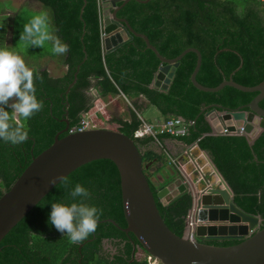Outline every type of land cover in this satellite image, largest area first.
Instances as JSON below:
<instances>
[{"label": "trees", "instance_id": "1", "mask_svg": "<svg viewBox=\"0 0 264 264\" xmlns=\"http://www.w3.org/2000/svg\"><path fill=\"white\" fill-rule=\"evenodd\" d=\"M34 1L52 9L53 30L69 45L67 54L57 56L52 50L45 51L39 61L48 56L57 58L67 71L55 78L48 69L30 67L37 77V96L44 107L30 120L23 121L29 137L24 143L12 145L0 141V199L33 160L55 143L57 135L67 128L66 119L73 129L90 114L100 128L119 131L135 141L142 152L145 173L160 213L179 237L189 239L195 234L201 243L220 247L243 242L198 237L190 219L195 209L193 193L186 192L169 205L159 199L162 188L173 182L175 176L182 177L171 165L174 157L155 149L170 140L188 147L198 145L209 153L234 191V203L244 213L261 217L264 228V132L251 144L247 135L215 134L207 117L217 106L221 112L237 111L249 105L259 93H244L232 87L219 93L198 90L192 82L198 64L196 53H189L181 61L168 91L153 87L163 63L148 49L144 39L134 37L118 50L106 53L103 8L99 0ZM119 17L149 37L169 60L190 48L198 49L203 55V64L197 80L205 87H218L231 78L247 87L264 83V5L256 0H151L147 4L133 0L121 10ZM31 19L22 21L17 16L13 20V46L24 24ZM6 34L5 26L3 38ZM3 38L1 45H5ZM117 96H125L129 101L146 98L165 118L163 122L182 118L192 124L188 134L175 137L164 133L157 138H137L144 121L137 113L141 106L135 103L129 120L114 119V123L106 124L109 118H104L95 104ZM260 105L264 109V101ZM243 111L250 112V109ZM154 166L158 167L156 175L164 174L165 180L159 185L150 173ZM76 183L90 189L86 202L101 208L103 214L96 231L85 241L73 244L67 235L49 224V214L52 203L71 202L70 191ZM119 227H128L120 172L110 160L96 161L56 186L4 238L0 243V264H149L148 253L138 239ZM107 242L112 248H108ZM139 251L144 252V257L138 256Z\"/></svg>", "mask_w": 264, "mask_h": 264}, {"label": "water", "instance_id": "2", "mask_svg": "<svg viewBox=\"0 0 264 264\" xmlns=\"http://www.w3.org/2000/svg\"><path fill=\"white\" fill-rule=\"evenodd\" d=\"M133 0H102L103 32L106 53H112L131 41L134 37L145 40L163 65L159 69L153 87L168 91L175 78L181 61L189 53L198 56L197 68L192 76L194 86L203 92L219 93L226 87L235 88L244 93H259L247 106L237 111H219L215 107L207 117L223 134L244 128L251 144L262 135L252 134L251 123L256 117L264 121V83L247 87L236 83L232 78L218 87L208 88L201 85L198 74L203 64V55L196 48H190L173 60L165 58L151 43L149 37L138 33L128 20L119 17L121 10ZM149 3L151 0H135ZM74 82L68 92L75 85ZM249 108V111H243ZM223 109V108H222ZM69 116V113H66ZM67 128L59 133L55 143L40 156L36 157L24 171L10 191L0 199V243L4 238L46 198L49 193L83 166L110 160L118 168L121 176L123 202L127 228H120L127 234H133L149 255L161 264H264V228L261 217L244 213L234 203V191L218 170L210 154L207 156L226 189L207 187V183L186 184L182 177L175 176L173 182L162 188L158 197L164 205H169L181 195L193 193L195 207L198 210L196 220L200 223L197 235L207 240L237 239L242 243L220 247L201 243L196 239H184L176 235L166 224L157 205L148 175L145 173L143 155L135 141L125 134L109 129H93L76 134H68ZM67 134L64 138L61 135ZM185 157L189 159L188 154ZM182 164H186L181 160ZM55 183H50V181ZM197 180V179H195ZM111 223L118 226L114 221Z\"/></svg>", "mask_w": 264, "mask_h": 264}, {"label": "clouds", "instance_id": "3", "mask_svg": "<svg viewBox=\"0 0 264 264\" xmlns=\"http://www.w3.org/2000/svg\"><path fill=\"white\" fill-rule=\"evenodd\" d=\"M20 39L27 40L30 46L43 48L46 42L50 43L52 53L57 56L65 55L69 51V45L62 42L61 38L51 28L46 12L33 16L28 23L24 24ZM36 79L37 77L32 68L26 64L25 59L12 46L0 45V141L17 145L24 143L29 138L23 121L30 120L44 107V102L37 96ZM8 109L11 110V113ZM92 116L94 118V115ZM208 163L211 164L209 158ZM211 166L215 171L212 164ZM180 174L182 175L181 172ZM182 178L186 184H189L185 181L183 175ZM216 181L217 178L214 182ZM50 183L54 184L55 181H50ZM193 183L200 184L196 180L191 184ZM212 187L223 188L217 185ZM223 189H226V187ZM90 195L89 188L76 183L70 191L71 202L51 204L49 224L57 231L67 235L73 244L83 242L93 234L103 214L101 208L86 202ZM197 213L198 210L195 207L192 215L196 225L193 224L191 217L190 219L198 231L200 223L196 220ZM191 239H196L195 234L191 235ZM148 256L151 255L148 254Z\"/></svg>", "mask_w": 264, "mask_h": 264}, {"label": "crops", "instance_id": "4", "mask_svg": "<svg viewBox=\"0 0 264 264\" xmlns=\"http://www.w3.org/2000/svg\"><path fill=\"white\" fill-rule=\"evenodd\" d=\"M1 1H5V0H1ZM13 3L11 4V6H14V8L6 11L3 14V17L7 19L6 23V27H7V34L5 35V37L3 38V41L5 42V44H7L8 46H13V28H12V22L14 19L17 18V14L19 13L20 9L22 8V6H28L29 3H31V1L33 2L34 0H12ZM35 2V1H34ZM103 6V5H102ZM37 7V6H36ZM33 8V7H32ZM37 9V8H34ZM0 42H1V38H0ZM23 57V56H22ZM45 59H48V64H54L56 66V70H58L57 67H61V71L59 72L58 75L53 76L52 72L51 75L55 78H60L62 76H64V74L67 71V68L61 63L62 61H60L59 59H52L51 57H47ZM30 65V67L35 68L36 66L38 67V64H28ZM35 65V66H34ZM95 96H98L97 92L94 91L93 92ZM101 100V99H100ZM100 102H103L102 104H95V107H98L99 112L102 114V116L104 118H111L115 117L114 119H119V120H129L130 119V114H131V109H133V104H138L141 106L140 111H135L139 114L140 118L147 123H161L165 120V118H163L162 114L155 109L154 107L150 106L149 101L142 97L139 100L134 99V100H127L124 96H117V97H110L107 100H102ZM117 109L119 112V114H115L113 109ZM117 113V112H116ZM112 114V115H111ZM210 124L213 127V130L216 132V127L213 126V122L208 118ZM255 127L252 128V134L256 137L259 135V132H256ZM158 152H165L167 151L169 154H171L172 157H174V159H177L179 162H181V160L188 162L189 160L185 157V154H187L191 149L193 150L194 156L195 158L201 163V161H204V166H206V164H208V158H204V155L202 154L201 151H199L197 149V147H188L186 145H184L181 142L178 141H167L164 145H157V147L155 148ZM172 165V164H171ZM209 165V164H208ZM211 166V164H210ZM192 166H190L191 168ZM212 169V166H211ZM150 173L153 174V181L154 179L157 180V182H155L156 184H161L164 182V174L158 173V167L154 166L152 169H150ZM167 175V170L164 172ZM172 174H174L172 172ZM196 175V174H195ZM194 175V179H196V176ZM220 178V177H219ZM212 181L216 180V177L211 179ZM214 188V187H212Z\"/></svg>", "mask_w": 264, "mask_h": 264}, {"label": "built area", "instance_id": "5", "mask_svg": "<svg viewBox=\"0 0 264 264\" xmlns=\"http://www.w3.org/2000/svg\"><path fill=\"white\" fill-rule=\"evenodd\" d=\"M100 1V5H103L102 0ZM264 5V0H256ZM103 39H105V35L103 33ZM192 124L186 123V121L182 118H173L169 121L161 122V123H147L144 122L142 128L137 133V138H145V137H155L157 138L160 134L168 133L175 137H184L188 134L189 127ZM99 127L96 125L94 118L92 115L87 114L80 123L79 126L70 130L69 134H76L88 130L98 129ZM219 134V133H216ZM222 134V133H221ZM223 135L227 136H235V135H246L244 128H238L236 131L230 132L228 130H224ZM189 161L186 164H182L177 159H171L172 164L182 173L184 179L187 183L191 184L195 181L194 175L196 176V181L198 183L206 182L208 187H212L214 185L221 186L223 188L224 184L221 179H217L216 182L211 179L216 177V172L211 169L206 170V166H202V164L195 158L193 150L191 149L188 153ZM209 164V163H208ZM190 166H192L190 168ZM212 177V178H211ZM193 224L196 225V221L191 216ZM148 261L150 264H159V261L151 256H148Z\"/></svg>", "mask_w": 264, "mask_h": 264}, {"label": "rangeland", "instance_id": "6", "mask_svg": "<svg viewBox=\"0 0 264 264\" xmlns=\"http://www.w3.org/2000/svg\"><path fill=\"white\" fill-rule=\"evenodd\" d=\"M12 3H13L12 0H5V1L0 0V38L1 39L3 38V33L5 30V25H6L5 22L7 21V19L3 17V14L6 11L10 10L11 8L12 9L14 8V6H11ZM34 8H37V9H34ZM42 12H46L48 14L49 22H50L51 28L53 29L54 16H53L52 9L42 5L39 2H34V1L32 2L31 1V3H29L28 6H22V8L20 9V11L17 15H18V17H20V19L22 21H25L26 19H30L33 16H35L39 13H42ZM0 45H1V42H0ZM13 48L16 52H18L21 56H23L27 65L30 63L35 64V65L38 64V67L36 66L35 68L48 69L50 72H52L53 76L58 75L59 72L61 71V67H57L58 70H56V66L54 64H48V61H47L48 59H43V60L39 61L40 55L42 53H44L45 51H51V44L50 43L46 42L44 48L43 47L30 46L27 40L20 39V36L18 35L16 38V44L14 45ZM28 66L30 67V65H28ZM113 110L115 111L114 113L116 115L119 114V112H120L115 108ZM114 118L115 117H112L113 120H111V118H109V123H106V124H111V122L114 123ZM255 119L256 120L254 122V127H255L254 130L256 132H259V134H260V132H262V130L264 128V121L262 119H260L259 117H256ZM204 158H207V157L204 155ZM201 164L204 165V161H201ZM210 167H211L210 165L206 164V170H209ZM216 178L218 179L219 176L216 175ZM154 181L157 182L156 179H154ZM138 256L144 257V252L139 251ZM159 264H161V263L159 262Z\"/></svg>", "mask_w": 264, "mask_h": 264}, {"label": "bare ground", "instance_id": "7", "mask_svg": "<svg viewBox=\"0 0 264 264\" xmlns=\"http://www.w3.org/2000/svg\"><path fill=\"white\" fill-rule=\"evenodd\" d=\"M255 122V121H254ZM254 122L251 123L250 128H254ZM219 176V175H218Z\"/></svg>", "mask_w": 264, "mask_h": 264}, {"label": "flooded vegetation", "instance_id": "8", "mask_svg": "<svg viewBox=\"0 0 264 264\" xmlns=\"http://www.w3.org/2000/svg\"><path fill=\"white\" fill-rule=\"evenodd\" d=\"M108 243V242H107ZM108 248H112V245L110 243L107 244Z\"/></svg>", "mask_w": 264, "mask_h": 264}]
</instances>
